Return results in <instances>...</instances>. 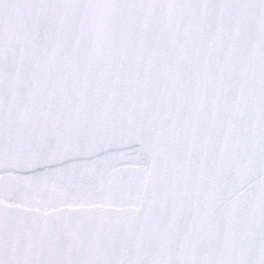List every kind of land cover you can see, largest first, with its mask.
Listing matches in <instances>:
<instances>
[{
	"label": "snow or ice",
	"instance_id": "snow-or-ice-1",
	"mask_svg": "<svg viewBox=\"0 0 264 264\" xmlns=\"http://www.w3.org/2000/svg\"><path fill=\"white\" fill-rule=\"evenodd\" d=\"M0 264H264V0H0Z\"/></svg>",
	"mask_w": 264,
	"mask_h": 264
}]
</instances>
